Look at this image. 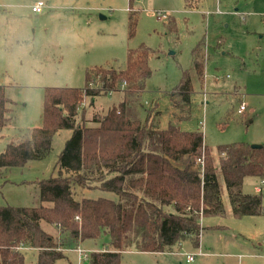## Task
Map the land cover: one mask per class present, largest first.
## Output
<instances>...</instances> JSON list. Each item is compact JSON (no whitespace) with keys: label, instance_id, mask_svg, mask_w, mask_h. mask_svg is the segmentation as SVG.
<instances>
[{"label":"rangeland","instance_id":"obj_1","mask_svg":"<svg viewBox=\"0 0 264 264\" xmlns=\"http://www.w3.org/2000/svg\"><path fill=\"white\" fill-rule=\"evenodd\" d=\"M34 1L0 0V84L5 86L11 107L9 123L0 128V153L9 142L26 137L32 127L42 124L46 87H84L89 68H124L128 50L141 43L153 54L149 58L152 75L140 100L151 115L161 111L156 119L161 127L177 124L184 130L200 129L213 153L222 143L264 142V0H132L138 18L132 36L130 0H45L39 13L31 11ZM159 13L168 18H158ZM171 16L175 28H170ZM200 41L204 85L194 65L193 49ZM185 69L193 79L190 102L174 90ZM237 85L248 105L243 113L238 112ZM123 98L124 87L87 96L86 117L92 119L94 113L103 117ZM71 134L72 129L57 131L50 153L42 159L1 166L0 205H39L38 182L57 174L59 155ZM262 180L258 175L246 176L243 190L264 187ZM76 192L79 199L105 196L118 200L115 192L98 188L77 187ZM262 195L264 204V188ZM221 198L225 214L201 219L202 248L208 254L197 255L191 264H264V256L255 254H264V213L252 219L238 218L232 213L226 189ZM43 226L58 234L54 225L44 222ZM110 239L103 233L67 244H79L86 255L79 262L76 251L65 250L67 257L55 264H90L87 254L92 248L108 247ZM195 243L196 238L190 237L180 248L197 251ZM146 252H124L123 264H188L170 252ZM24 253L26 264H36L35 250Z\"/></svg>","mask_w":264,"mask_h":264},{"label":"trees","instance_id":"obj_2","mask_svg":"<svg viewBox=\"0 0 264 264\" xmlns=\"http://www.w3.org/2000/svg\"><path fill=\"white\" fill-rule=\"evenodd\" d=\"M188 5L192 6L190 1ZM130 11L132 36L138 21L132 0ZM168 20L175 28L174 18ZM202 42L193 54L204 85L205 59L198 52ZM152 54L141 43L128 50L124 68H89L84 87L45 88L42 124L6 145L0 167L42 159L50 153L57 131L72 129V134L59 155L57 174L38 182L39 205H0V264H26L24 248L38 249L36 264H55L67 257L64 245L103 233L110 235V243L87 254L90 264H123L124 251H169L190 237L198 245L201 218L225 214L224 189L234 216L264 213L262 192L243 190L246 176L264 177V144L233 141L219 144L213 153L202 130H184L177 124L161 127L156 122L161 111L151 115L140 100L152 75ZM124 82L123 100L101 118L96 113L92 119L86 117L87 96L120 89ZM174 90L190 102L193 79L188 69ZM10 110V99L0 84V128L9 123ZM203 153L202 166L197 157ZM77 187L112 191L118 200L79 199ZM44 222L54 225L58 234L47 230ZM63 235L65 240H60Z\"/></svg>","mask_w":264,"mask_h":264},{"label":"crops","instance_id":"obj_3","mask_svg":"<svg viewBox=\"0 0 264 264\" xmlns=\"http://www.w3.org/2000/svg\"><path fill=\"white\" fill-rule=\"evenodd\" d=\"M36 1V0H35ZM35 1L32 3V5L35 3ZM32 5H31V7H32ZM44 10V9H43ZM31 11H32V8H31ZM33 12V11H32ZM42 12V11H41ZM34 13H38V12H34ZM158 16H159V14H158ZM159 18V17H158ZM165 18H168V15H167V17H165ZM160 19H164V18H160ZM17 39H19V37H16ZM205 81V80H204ZM234 92H235V95H237L238 96V98H239V101H240V104H241V102L242 101H245L244 100V95H245V93L244 92H242V90H241V88H240V86L239 85H237L236 87H235V90H234ZM206 95V94H205ZM85 107H86V101H85V105H84ZM240 106V105H239ZM248 106V105H247ZM247 106H246V109H247ZM239 109V108H238ZM245 109V110H246ZM244 110V111H245ZM243 111V112H244ZM239 112V111H238ZM243 112H239V113H243ZM88 119H90V117L88 116L87 117ZM261 144H264V142L263 143H261ZM262 183L264 182L263 180L261 181ZM260 187H261V192L263 193V185L262 184H260L259 185ZM259 186H256V191H254V192H258L259 190L257 189ZM224 209H225V207H224ZM231 210H232V207H231ZM226 212V211H225ZM212 216H217V215H212ZM255 216H257V215H249V216H245V217H243V218H246V219H252L251 217H255ZM205 218H207V216L205 217V216H203L201 219H203V221H204V219ZM201 224H202V222H201ZM218 224V223H217ZM217 224H214V225H212V227H214L215 229H217V227L215 226V225H217ZM203 229L201 228V233H200V236H199V243H198V245H195V248H198V250L199 249H201L202 250V254L201 255H205V254H208V252H205V251H203V246L205 245V242H204V240L202 241V235H204L203 234ZM188 239H190V238H188ZM188 239H186L185 241H187ZM184 241V242H185ZM184 242H182L180 245H179V248L180 247H183L184 245ZM203 242V243H202ZM79 243V242H78ZM209 245H211V244H209ZM65 247H70V245H64L63 246V250L65 251V250H74V251H76L77 253H78V258H79V262H80V260L82 261L83 260V256H85L86 255V252H87V250L85 249V248H83V247H81L79 244H78V246H76V247H70V248H68V249H65ZM177 249L176 251L175 250H169V251H159V252H151V251H147L146 253H156V255H160V254H162V253H168V252H170V253H172V254H175V255H179V256H181V259L182 260H185V262L186 263H188V264H191L192 262H194V260H195V258H194V260H191V261H188L187 260V258H188V256H187V253H193V252H197V251H193V250H186L185 249V247H184V249L185 250H182V248H180V249ZM28 249H31V250H35L36 251V262H37V258H38V249L37 248H26V249H24V251L26 250H28ZM79 249H81L82 250V252H80L79 251ZM92 249H94V250H103L104 249V247H101V248H92ZM127 251H129V250H127ZM137 251V250H136ZM124 252H126V251H124ZM210 254V253H209ZM257 256H264V254H259V253H255ZM197 255H199V254H197ZM196 255V256H197ZM195 256V257H196ZM164 259H167V258H164Z\"/></svg>","mask_w":264,"mask_h":264},{"label":"built area","instance_id":"obj_4","mask_svg":"<svg viewBox=\"0 0 264 264\" xmlns=\"http://www.w3.org/2000/svg\"><path fill=\"white\" fill-rule=\"evenodd\" d=\"M45 6H46V1L45 0H36L35 3L32 5L31 8H32V11L33 12H38L39 13V12L43 11V9L45 8ZM158 17L159 18H165V17H167V14H165V13H162L161 14V13H159V16ZM125 84L126 83L124 82L123 83V87L125 86ZM246 106H247L246 102L245 101H242L241 104H240V106H239L238 111L239 112H243L246 109ZM204 158H205L204 157V153H203V155L197 157V162L200 163L202 166L204 165ZM257 189L260 191L261 190V187L259 186ZM79 251L82 252L81 249H79ZM201 253H203L201 249H199L197 252L187 253V256H188L187 260L188 261L194 260L195 256L197 254H201Z\"/></svg>","mask_w":264,"mask_h":264},{"label":"water","instance_id":"obj_5","mask_svg":"<svg viewBox=\"0 0 264 264\" xmlns=\"http://www.w3.org/2000/svg\"><path fill=\"white\" fill-rule=\"evenodd\" d=\"M252 145L256 147V146H260L261 144L254 143Z\"/></svg>","mask_w":264,"mask_h":264}]
</instances>
